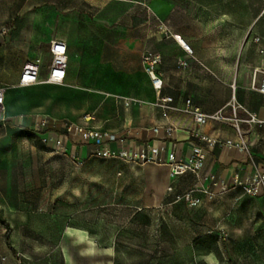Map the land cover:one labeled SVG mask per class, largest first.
Instances as JSON below:
<instances>
[{
	"label": "rangeland",
	"instance_id": "obj_1",
	"mask_svg": "<svg viewBox=\"0 0 264 264\" xmlns=\"http://www.w3.org/2000/svg\"><path fill=\"white\" fill-rule=\"evenodd\" d=\"M98 11L151 22L152 39H144L148 27L137 28V90L126 93L141 100L142 57L160 56V15L148 0H0V264H264V209L254 199L226 208L200 194L190 207L177 198L191 187L189 175L172 180L163 166L121 159L75 164L37 137L30 119L55 102L59 110L49 99L68 94L62 85L18 86L21 67L35 57L48 66L49 42L64 38L66 22ZM100 94L76 93L72 105L90 108Z\"/></svg>",
	"mask_w": 264,
	"mask_h": 264
},
{
	"label": "crops",
	"instance_id": "obj_2",
	"mask_svg": "<svg viewBox=\"0 0 264 264\" xmlns=\"http://www.w3.org/2000/svg\"><path fill=\"white\" fill-rule=\"evenodd\" d=\"M148 6L160 15L158 70L162 78V95L171 96L174 105L181 106L185 99H190L191 104L203 113L220 112L225 117H230L234 100L240 106L233 113L238 119H246L247 113H254L258 119L264 120V94L253 88L262 76L260 71H264V0H148ZM99 11L96 19L66 22L64 38L58 39L66 46L64 79L55 83H39L53 87L62 85L68 95L50 98L49 102L55 100L60 103L59 110L54 108L55 102V106L46 112H38L30 121L35 123L41 117H48L49 128L60 131L61 121L83 122L86 118L87 124L116 135V140L110 143L112 149L135 150L152 146L158 149L157 155L161 159L170 152L187 158L192 147L200 144L191 133L196 129L191 115L170 111L167 118L161 117L152 106L156 93L143 71L139 75L144 96L128 106L122 104L121 99L131 98L126 93L137 90V28L142 25L152 28L148 25L151 22L120 19ZM153 34L149 28L144 39H152ZM174 35L189 46L191 56L186 55ZM254 37L258 40L254 41ZM179 58L186 60V66L178 65ZM46 75L47 66L43 67L41 63L39 78L44 79ZM76 93L102 94L92 107L77 109L72 105ZM7 124L10 126L13 122L9 120ZM164 124L173 125L176 129L169 134L163 130L154 133L155 127ZM242 124H245L242 137L248 149L241 152L233 147H203L205 160L201 173L231 179L235 173H250L255 165L264 161V123ZM199 131L212 137L238 140L231 121L210 120ZM67 150L81 162L94 157L90 144H76L72 148L67 142ZM143 165L165 167L168 178L172 180L176 177L184 180L189 175L191 187L197 183L191 173L170 176L166 164ZM173 190L174 185L168 183L165 191ZM247 197L260 206L256 210L264 209V193L249 197L238 187H231L213 198L214 204L223 200L225 207L229 208L242 204Z\"/></svg>",
	"mask_w": 264,
	"mask_h": 264
},
{
	"label": "built area",
	"instance_id": "obj_3",
	"mask_svg": "<svg viewBox=\"0 0 264 264\" xmlns=\"http://www.w3.org/2000/svg\"><path fill=\"white\" fill-rule=\"evenodd\" d=\"M174 37L178 40L180 46L185 51L187 56L192 55V50L187 44L179 39L177 35ZM254 41L258 38L254 37ZM50 62L47 66V75L44 79L39 78V71L41 66L40 57H35L32 60L26 61L20 70L17 85L29 86L39 83L41 81L47 83L61 82L65 76V70L67 65V54L65 43L58 39H52L49 42ZM160 62L159 55H144L142 57V63L145 67V73L150 81L151 87L156 93V98L152 103V106L159 111V114L163 118H167L170 111H179L190 114L196 129L192 130V135L200 141L199 145H194L191 149V153L187 158H180L175 153L170 152L165 159H161L157 153L156 147H140L135 150L126 149H112L110 143L116 140V135L97 127L91 126L86 123L87 119L84 118L83 122H73L69 120H63L60 123L61 130L55 131L50 129V119L48 117H41L34 123V130L40 141L51 147L55 152L68 157L75 163L80 164L81 161L72 152L67 150V142L71 143V147H75L76 144H90L93 146L91 152L92 156L103 159H121L130 163H157L166 164L169 168V175L176 176L185 173H191L195 177L197 183L191 188L183 191L180 195H177L179 200L184 201L188 206H197L200 202V194L206 195L208 198H213L217 195L223 194L231 187H238L241 193L249 197H256L264 193V161L255 165L250 173L240 175L238 173L233 174L231 179H224L216 177L211 173H201L204 167L205 153L203 147H223V148H235L238 151H246L248 144L242 137V131L240 130L239 123H246L248 125H259L264 123V120L257 118L254 113H247L246 119H238L235 115L233 117H225L220 112L213 114L203 113L199 108L194 107L191 104L190 99H185L183 105L177 106L173 104V98L169 95H162V78L158 70V64ZM179 66H186L185 59H177ZM262 76L259 82L253 85V88L264 94V71H260ZM6 87H0V113L3 109L4 96ZM124 106H128L133 99L124 98L121 99ZM240 108L239 105L233 107L235 112L236 108ZM210 120L218 121H231L232 126L238 134V140L233 141L231 139H221L219 137H212L203 134L199 131V128L204 126ZM0 124L5 125V118L0 115ZM176 128L173 125L164 124L153 129L154 133H158L163 130L165 133H171Z\"/></svg>",
	"mask_w": 264,
	"mask_h": 264
},
{
	"label": "trees",
	"instance_id": "obj_4",
	"mask_svg": "<svg viewBox=\"0 0 264 264\" xmlns=\"http://www.w3.org/2000/svg\"><path fill=\"white\" fill-rule=\"evenodd\" d=\"M5 241L9 245V227L6 228V233H5Z\"/></svg>",
	"mask_w": 264,
	"mask_h": 264
},
{
	"label": "bare ground",
	"instance_id": "obj_5",
	"mask_svg": "<svg viewBox=\"0 0 264 264\" xmlns=\"http://www.w3.org/2000/svg\"><path fill=\"white\" fill-rule=\"evenodd\" d=\"M68 231H78V230H76V229H74V228H68ZM82 232V231H81ZM83 235V234H82Z\"/></svg>",
	"mask_w": 264,
	"mask_h": 264
}]
</instances>
